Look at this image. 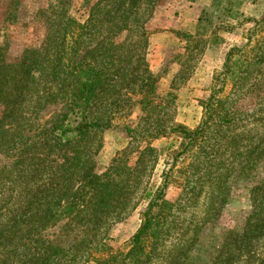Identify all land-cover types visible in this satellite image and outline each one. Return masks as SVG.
<instances>
[{"label": "rangeland", "instance_id": "obj_1", "mask_svg": "<svg viewBox=\"0 0 264 264\" xmlns=\"http://www.w3.org/2000/svg\"><path fill=\"white\" fill-rule=\"evenodd\" d=\"M57 3L0 0V59L12 61L25 49L39 47L49 28L46 14H37V10ZM68 3V12L83 23L88 18V2ZM56 8L47 13L52 20ZM263 12L264 0H158L143 23L145 45L138 44L132 51L138 75L148 67L155 77L152 99L157 110H142L144 98L122 88L124 77L118 79V95L102 93L96 105L97 95L90 108V117L92 113L109 123L91 137L96 167H107L122 150V162L136 167L132 176L136 187L127 209L95 236L81 231L74 221L59 222L41 232L62 244L81 240L73 264H92L86 260L88 251L98 255V249L124 248L146 208L145 190L160 183L166 158L179 146L177 133L170 132L172 126L197 127L210 95L222 101L223 110L209 120L193 149L176 162L171 178L183 185L173 184L166 190V198L174 206L150 264H264V235L245 234L248 222L259 214L253 212L254 203L264 202V159L252 158V166L246 162L247 149L258 145V151L264 146V140L259 142L264 137V62L241 74L223 72L226 53L244 42L249 19L259 18ZM259 37L264 40V32ZM120 38L128 39L126 33ZM49 110L51 107L44 113ZM23 111L29 116L30 106ZM47 118L51 120L52 115ZM5 161L8 159L0 154V165ZM22 170L14 169L2 181L0 204L22 200L18 186L25 184ZM29 243L19 241L9 247L19 252L15 263L38 255L32 253V245L24 246ZM23 252L26 255L20 256ZM3 256L9 255L3 252Z\"/></svg>", "mask_w": 264, "mask_h": 264}, {"label": "trees", "instance_id": "obj_2", "mask_svg": "<svg viewBox=\"0 0 264 264\" xmlns=\"http://www.w3.org/2000/svg\"><path fill=\"white\" fill-rule=\"evenodd\" d=\"M68 1L58 0L57 6L49 4L37 10V14H46L49 28L39 47L25 49L12 61L0 59V154L8 159L0 165V190L2 181L14 169L22 170L25 166L22 171L26 172L25 184H18L22 200L0 204V264H73L79 257L81 240L62 244L41 232L59 222L74 221L81 231L95 236L96 231L127 209L136 187L132 177L136 167L122 162L120 154L124 150L107 167H96L91 137L109 124L107 119L92 113L90 117L97 95L96 105L100 104L102 93L118 95L121 88H116L117 82L124 77L122 88L144 98L142 110L158 108L152 99L154 75L144 67L139 76V65L132 59L134 48L146 43L143 23L158 0H86L88 18L83 23L68 12ZM55 8L52 20L47 13ZM249 20L251 25L244 30V42L226 53L225 75L241 74L264 62V40L259 37L264 32V12ZM123 33L128 38L125 41L120 40ZM98 37L101 39L93 43ZM27 105L31 112L26 117L23 110ZM47 107L51 110L44 113ZM222 110V101H215L210 95L197 127L172 126L170 132L177 133L179 146L166 158L160 183L145 190L143 198L147 204L137 230L122 249H98V255L86 252L87 262H152L174 206L166 198V190L173 184L183 185L171 178L176 162L193 149L209 120ZM49 114L51 120L47 118ZM259 140L262 142L264 137ZM257 148L258 145L246 150L250 166L252 158L264 159V146L256 151ZM261 206L264 208V202L254 203L253 212L259 214L248 222L246 236L264 235ZM19 241H31L24 246L32 245V253L38 255L15 263L19 252L9 247ZM3 252L9 256H3ZM25 255L23 252L20 256Z\"/></svg>", "mask_w": 264, "mask_h": 264}]
</instances>
